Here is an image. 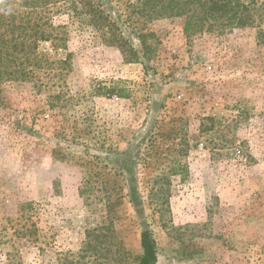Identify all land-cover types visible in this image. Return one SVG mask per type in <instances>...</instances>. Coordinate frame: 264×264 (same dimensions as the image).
I'll return each mask as SVG.
<instances>
[{
    "label": "rangeland",
    "instance_id": "374dc122",
    "mask_svg": "<svg viewBox=\"0 0 264 264\" xmlns=\"http://www.w3.org/2000/svg\"><path fill=\"white\" fill-rule=\"evenodd\" d=\"M114 1L127 13L136 2ZM133 16L158 36L150 57L130 30L140 59L128 64L72 27L51 91H3L0 264H139L146 229L158 264H264L256 29L190 39L180 19ZM48 99L61 107L45 111Z\"/></svg>",
    "mask_w": 264,
    "mask_h": 264
},
{
    "label": "trees",
    "instance_id": "16d2710c",
    "mask_svg": "<svg viewBox=\"0 0 264 264\" xmlns=\"http://www.w3.org/2000/svg\"><path fill=\"white\" fill-rule=\"evenodd\" d=\"M129 8L131 13L114 0H0V105L7 88L29 83L39 94L56 86L52 81L63 78L71 66L72 54L63 55L69 49L72 27L79 35L90 32L93 39L117 47L128 64L139 61L140 51L127 30L138 40L146 58L158 41L155 32L138 25L136 14L154 20L180 19L190 39L214 31L254 28L258 43L264 45L261 0H136ZM103 90L109 97L121 92L117 85ZM59 107L54 99H48L43 109ZM32 206L33 202L27 203L24 210ZM141 248L139 264H158L157 245L149 229L141 234ZM90 250L91 242H87L80 257H90Z\"/></svg>",
    "mask_w": 264,
    "mask_h": 264
}]
</instances>
